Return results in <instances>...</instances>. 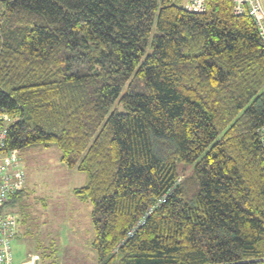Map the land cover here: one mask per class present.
Here are the masks:
<instances>
[{
    "label": "trees",
    "instance_id": "16d2710c",
    "mask_svg": "<svg viewBox=\"0 0 264 264\" xmlns=\"http://www.w3.org/2000/svg\"><path fill=\"white\" fill-rule=\"evenodd\" d=\"M0 113L86 174L100 264H264V41L233 0H0Z\"/></svg>",
    "mask_w": 264,
    "mask_h": 264
},
{
    "label": "rangeland",
    "instance_id": "374dc122",
    "mask_svg": "<svg viewBox=\"0 0 264 264\" xmlns=\"http://www.w3.org/2000/svg\"><path fill=\"white\" fill-rule=\"evenodd\" d=\"M177 1L185 3V0ZM119 109L124 111L122 106ZM20 156L27 184L21 192L23 199L8 206L20 222L21 235L12 242L15 261L20 263L28 260L29 255L35 258L39 255L55 258L41 264H100L92 244L91 203L74 193L75 188L86 184V174L64 164L60 149L55 145L25 146L20 150Z\"/></svg>",
    "mask_w": 264,
    "mask_h": 264
},
{
    "label": "built area",
    "instance_id": "2783aa9c",
    "mask_svg": "<svg viewBox=\"0 0 264 264\" xmlns=\"http://www.w3.org/2000/svg\"><path fill=\"white\" fill-rule=\"evenodd\" d=\"M233 1L237 14L248 11L254 17L264 41L263 0ZM184 5L189 11L200 12L205 9V0H185ZM8 120L7 114L0 113V264H17L13 259L12 242L18 233V216L8 206L12 197L26 188L27 175L20 150L6 148L7 127L1 122ZM262 138L264 140V136Z\"/></svg>",
    "mask_w": 264,
    "mask_h": 264
},
{
    "label": "crops",
    "instance_id": "0c3cea01",
    "mask_svg": "<svg viewBox=\"0 0 264 264\" xmlns=\"http://www.w3.org/2000/svg\"><path fill=\"white\" fill-rule=\"evenodd\" d=\"M26 181H27V179H26ZM26 184H27V182H26ZM19 223H20V222H18V227H19ZM18 235H21L20 232H19V229H18L17 236H18ZM17 236H16V237H17ZM59 237H60V242L62 243V242L64 241V235L61 233ZM66 240H68V235H67V237H66ZM62 245H63V243H62ZM30 257H31V256L29 255V259H28L29 261H28V260H25V261L20 262V263H17V262L15 261V259H14V258H13V259H14V262L17 263V264H27V263L32 264V262L34 263V259H35V257H34V256L31 257V258H30ZM38 258H40L39 255H38ZM40 264H41V261H40Z\"/></svg>",
    "mask_w": 264,
    "mask_h": 264
},
{
    "label": "water",
    "instance_id": "95a60500",
    "mask_svg": "<svg viewBox=\"0 0 264 264\" xmlns=\"http://www.w3.org/2000/svg\"><path fill=\"white\" fill-rule=\"evenodd\" d=\"M33 264H40V258L36 257Z\"/></svg>",
    "mask_w": 264,
    "mask_h": 264
}]
</instances>
